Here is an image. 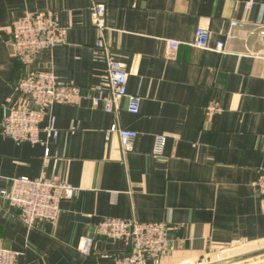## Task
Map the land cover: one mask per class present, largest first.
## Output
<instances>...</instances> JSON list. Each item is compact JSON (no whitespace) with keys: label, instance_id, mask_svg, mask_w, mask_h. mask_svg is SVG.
Here are the masks:
<instances>
[{"label":"crops","instance_id":"0c3cea01","mask_svg":"<svg viewBox=\"0 0 264 264\" xmlns=\"http://www.w3.org/2000/svg\"><path fill=\"white\" fill-rule=\"evenodd\" d=\"M93 1L106 4L105 38L139 110L129 113L124 98L116 116L89 98L53 103L34 145L0 129V190L21 176H57L76 188L55 223L34 227L0 198V247L16 253L15 264H114L130 249L96 234L106 217L171 226L168 250L147 264L204 263L214 248L263 243L264 198L254 183L264 169V43L257 34L264 0H0V125L25 73L52 71L84 95L102 81ZM26 11H52L65 28L64 42L29 65L14 56L9 34ZM198 27L207 29L210 46L223 41L224 52L193 47ZM168 39L180 42L173 59ZM211 102L221 110L208 115ZM52 116L58 133L48 138L43 128ZM115 120L137 133L129 152L107 134ZM158 135L163 154L155 157ZM85 236L93 237L87 256L79 252ZM235 264H264V254Z\"/></svg>","mask_w":264,"mask_h":264},{"label":"built area","instance_id":"2783aa9c","mask_svg":"<svg viewBox=\"0 0 264 264\" xmlns=\"http://www.w3.org/2000/svg\"><path fill=\"white\" fill-rule=\"evenodd\" d=\"M250 2L246 3L249 8ZM92 24L97 32L94 49L105 65L102 81L91 87L87 95L80 86L72 83H60L52 71L37 70L25 73L16 83L17 100L2 106L1 133L16 143L28 142L32 145L40 142V123L46 109L53 103L79 104L84 98H89L94 105H100L106 113L116 116L118 103L126 99V110L135 114L139 110L140 97L127 92V77L122 63L115 58L107 44L105 15L106 4L93 1L90 7ZM231 26H237L238 21L232 20ZM14 56L24 65L35 61L39 53L52 49L64 42L65 28L59 24L57 15L52 11L24 12L10 25ZM264 43V27L257 32ZM224 42L218 41L214 46L209 44V33L206 28L198 27L191 43L198 49H209L224 52ZM179 41L166 40L167 56L173 59L176 55ZM221 110L220 105L211 102L205 107L206 113L213 114ZM48 138L58 133L55 118L49 119L43 128ZM116 134L122 153L133 149L137 133L122 128L117 120L109 127L107 134ZM164 135L155 138L152 154L160 157L163 154ZM257 193L264 198V169L258 171L254 183ZM76 193V188L59 177L30 179L25 176L12 179L8 189L0 190V198L16 209L21 220L28 226L46 221L55 223L60 214L62 200L70 199ZM171 226L167 222H140L136 219L124 220L106 217L96 226V234L109 239H120L130 249L125 255L115 257L114 264H147L148 259L158 260L169 246ZM92 236L81 239L79 252L87 256L91 253ZM16 253L0 247V264H15Z\"/></svg>","mask_w":264,"mask_h":264},{"label":"rangeland","instance_id":"374dc122","mask_svg":"<svg viewBox=\"0 0 264 264\" xmlns=\"http://www.w3.org/2000/svg\"><path fill=\"white\" fill-rule=\"evenodd\" d=\"M264 247V242L263 243H258V244H248V243H238L236 245L232 246H227V247H218L214 248L207 261L204 263H193V264H209L217 261H221L224 259H228L246 252H249L254 249H258ZM235 264V263H232Z\"/></svg>","mask_w":264,"mask_h":264},{"label":"water","instance_id":"95a60500","mask_svg":"<svg viewBox=\"0 0 264 264\" xmlns=\"http://www.w3.org/2000/svg\"><path fill=\"white\" fill-rule=\"evenodd\" d=\"M262 254H264V247L254 249V250H251L249 252H246V253H243V254L228 258V259H224L221 261L209 263V264H232V263H236V262H240L243 260L250 259V258L258 256V255H262Z\"/></svg>","mask_w":264,"mask_h":264}]
</instances>
